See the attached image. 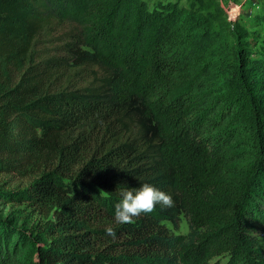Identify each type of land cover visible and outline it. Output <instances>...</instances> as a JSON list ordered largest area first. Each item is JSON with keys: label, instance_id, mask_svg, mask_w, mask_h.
I'll return each mask as SVG.
<instances>
[{"label": "trees", "instance_id": "obj_1", "mask_svg": "<svg viewBox=\"0 0 264 264\" xmlns=\"http://www.w3.org/2000/svg\"><path fill=\"white\" fill-rule=\"evenodd\" d=\"M239 20L219 0H0V174L30 177L0 187V264H264V48ZM145 182L174 205L118 223Z\"/></svg>", "mask_w": 264, "mask_h": 264}, {"label": "rangeland", "instance_id": "obj_2", "mask_svg": "<svg viewBox=\"0 0 264 264\" xmlns=\"http://www.w3.org/2000/svg\"><path fill=\"white\" fill-rule=\"evenodd\" d=\"M148 6H152V4L158 0H145ZM163 1V0H162ZM221 4L225 7L240 5L239 7V18L240 23L244 24L247 30L255 33V38L257 45L264 48V20L260 19L258 16H255L256 13L260 12L258 10L264 11V0H260L262 2L263 7L257 8L255 6L254 0H246L242 7H241V0H219ZM179 3L184 4L185 0H179ZM242 19V20H241ZM67 26L60 25L54 28L55 32L52 36H59L65 30ZM52 47V46H51ZM29 177V176H28ZM28 177H20L17 175H7V174H0V187H4L5 189H16L18 187L24 186L28 182ZM0 208L7 212L9 207L4 205H0ZM188 230L187 220L184 216H181L179 227L177 232L179 233H186ZM258 241L260 244L264 245V228L258 235Z\"/></svg>", "mask_w": 264, "mask_h": 264}, {"label": "clouds", "instance_id": "obj_3", "mask_svg": "<svg viewBox=\"0 0 264 264\" xmlns=\"http://www.w3.org/2000/svg\"><path fill=\"white\" fill-rule=\"evenodd\" d=\"M158 204L166 207L174 205L173 197L151 183H143L139 187H132L121 192V198L115 207V219L118 223H133L135 217L141 213H151ZM106 233L116 236V229L107 226Z\"/></svg>", "mask_w": 264, "mask_h": 264}, {"label": "built area", "instance_id": "obj_4", "mask_svg": "<svg viewBox=\"0 0 264 264\" xmlns=\"http://www.w3.org/2000/svg\"><path fill=\"white\" fill-rule=\"evenodd\" d=\"M245 1L246 0H241V7ZM254 3L257 8L263 7L262 2L260 0H254ZM221 6L223 7L226 13L228 21H230L231 23H234L239 18L240 11L238 9L240 5L225 7L223 6V4H221ZM258 11H261V10H258Z\"/></svg>", "mask_w": 264, "mask_h": 264}]
</instances>
